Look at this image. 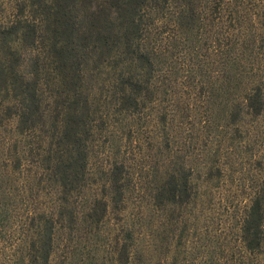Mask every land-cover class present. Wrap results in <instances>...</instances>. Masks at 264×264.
<instances>
[{"label": "trees", "instance_id": "obj_1", "mask_svg": "<svg viewBox=\"0 0 264 264\" xmlns=\"http://www.w3.org/2000/svg\"><path fill=\"white\" fill-rule=\"evenodd\" d=\"M0 90L54 180L49 208L29 225L30 256L49 264L57 228L99 225L124 209L129 170L123 159L104 163L102 138L149 125L174 146L173 119L195 116L197 101L237 137L264 114V0H23L0 26ZM97 158L100 189L84 194ZM215 162L210 178L222 174ZM191 176L168 166L155 199L175 204ZM237 230L240 255L224 264H264V176ZM133 232L116 250L119 264H144Z\"/></svg>", "mask_w": 264, "mask_h": 264}, {"label": "rangeland", "instance_id": "obj_2", "mask_svg": "<svg viewBox=\"0 0 264 264\" xmlns=\"http://www.w3.org/2000/svg\"><path fill=\"white\" fill-rule=\"evenodd\" d=\"M21 1L0 0V26L13 19ZM11 103L0 90V264H35L29 254L35 229L29 225L49 208L54 180L41 162L43 149L29 133H18L6 109ZM196 104L195 116L173 119L168 132L174 146L172 141L167 147L160 131L149 125L101 139L104 163L123 159L129 170L124 209L99 225L81 219L57 228L49 264H119L116 250L130 230L136 237L134 257L144 264H224L240 255L238 225L264 176V114L247 121L237 137L232 127L218 126L226 124L222 116L211 117L206 106ZM18 157L22 167L15 169ZM211 159L222 171L214 178L208 176ZM96 161H91L84 194L100 189ZM175 162L192 170L188 190L173 205L159 204L155 195Z\"/></svg>", "mask_w": 264, "mask_h": 264}]
</instances>
